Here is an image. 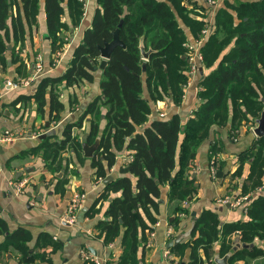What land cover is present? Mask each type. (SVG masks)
<instances>
[{
	"label": "trees",
	"instance_id": "16d2710c",
	"mask_svg": "<svg viewBox=\"0 0 264 264\" xmlns=\"http://www.w3.org/2000/svg\"><path fill=\"white\" fill-rule=\"evenodd\" d=\"M183 1L97 0L99 7L91 26L73 47L64 74L42 76L35 82L32 97L37 112L43 113L47 107L48 119L58 121L64 109L59 98L62 86L90 84L95 72H101L100 93L86 104L76 120L65 123L62 137L47 134L26 153L39 155L53 171L67 167L68 160L62 156L67 149H72L80 160L85 156L82 138L72 131L89 117L85 143L91 145L96 141V148L88 158L94 175L102 178V191L91 208L98 211L100 204L107 202L103 218L95 223L96 236L104 245L118 240L121 249L118 259L108 258L107 264H137L136 253L146 239L145 230H151L156 221L161 186L168 185L170 197L177 201L192 198L194 181L185 177V169L213 127L228 126L227 136L236 138L241 127H255L264 109V0H222L214 14L212 32L201 48L203 66L214 67L199 81L196 107L184 122L177 114L148 119L150 105L143 96L144 89L153 101L164 95H170L175 104L182 99L186 79V64L181 57L183 26L192 35L202 27V22L191 16L194 11L185 9ZM39 3L40 0H0V63L6 64L5 51L10 50L21 77L28 76L27 66L14 57V52L24 41L26 25L37 23ZM66 5L73 28L83 12L79 0H44L47 36L53 53L65 43L59 35L67 28L61 20ZM115 29L124 46H115L101 69L99 47L112 40ZM141 48L149 51L146 59ZM76 102L74 93L68 96L69 107L73 109ZM101 118L105 120L103 128ZM218 142L213 137L210 156L217 152ZM119 152L131 159L122 160L117 174L112 176L109 171ZM245 162L248 171L243 176ZM108 175L111 179L104 182ZM232 176L242 177L241 195L262 186L264 136L257 137L246 148ZM97 203L98 208H94ZM244 214L246 220L221 223L216 212L202 209L192 221L189 240L168 249L180 259L187 252L182 264H216L215 258L224 256L226 264H247L264 254L253 245L254 241L264 240V194L252 197ZM5 232V243L20 254L19 264H30L35 257L47 260L44 252L34 253L33 247H29L32 236L27 230L9 232L0 218V233ZM237 232L241 244L234 248L230 236ZM48 241V235L41 234L35 247Z\"/></svg>",
	"mask_w": 264,
	"mask_h": 264
},
{
	"label": "crops",
	"instance_id": "0c3cea01",
	"mask_svg": "<svg viewBox=\"0 0 264 264\" xmlns=\"http://www.w3.org/2000/svg\"><path fill=\"white\" fill-rule=\"evenodd\" d=\"M219 2L221 4L222 0ZM98 7L97 0H89L87 10L82 12L78 24L73 28H70L71 20L67 8L64 7L62 16L65 18L67 28L63 29L59 36L65 42L71 41V44L65 57L54 64L52 61L55 59V53L51 50V40L47 36L44 0H40L37 23L26 25L24 41L16 48L14 57L17 56L26 64L28 75L41 69L42 76H61L68 66L73 47L79 42L82 32L91 26L93 14ZM202 14L204 13L195 11L193 13L197 16L196 19L202 18ZM210 19L213 21L214 15H211ZM183 30L185 41L192 40L198 35V32L192 35L184 26ZM5 58L7 59L6 64L0 63V218L6 222L9 232L18 228L27 230L32 236L28 243L29 247H33L34 253L44 252L47 257V260L35 257L30 264H90L83 259L81 254L85 248L97 258L104 260L101 264H107L108 258L117 260L121 253L118 240L104 245L96 236L95 223L103 218L102 213L107 202L103 201L98 211H93L91 208L102 191V182H97V177L94 175L95 169L91 167L90 159L81 156L79 160L72 149H67L62 153V156L68 160L67 167L63 165L62 169L53 171L52 168L47 167L42 157L26 153L39 143L42 138L40 136L43 134L44 136L52 134L56 138L62 137L65 123L76 120L86 104L100 93L101 72H95L94 80L90 84H81L74 88L62 86L59 98L64 104V109L58 121H51L48 119L47 107L43 113L37 112L36 103L32 97L35 82L39 77L30 86L6 85L7 80L17 81L21 76L18 75L16 69L18 62L12 60L8 49L5 51ZM39 63L40 67H37L36 64ZM213 67L214 65L206 68L202 65L199 73L184 89L183 97L178 104L173 102L170 95H164L161 99L153 101L149 99L144 89L143 96L150 105L148 119H159L160 112L165 114V118L177 114L182 122L188 119L198 103L199 81ZM73 93L77 102L72 109L68 104V96H72ZM88 119L89 117L86 116L80 127L73 128L72 133L77 138L81 139L88 133ZM104 124L105 120L101 118L100 128H103ZM227 127H213L208 137L198 145L194 158L188 162L184 175L193 178L194 181L195 193L191 199L177 201L170 197L168 185L160 187L161 195L158 201L156 221L151 225L152 229L145 230L144 233L146 239L149 240V245L145 246L141 242L138 246L137 264H168V260L163 256V247L167 242L165 235L167 227H173L174 235L186 232L202 209L216 212L221 223L246 220L247 216L240 207L220 205L216 200L224 195H235L241 192L242 177H233L232 174L240 163V156L257 136L253 132L254 127L243 126L233 139L227 136ZM4 130L11 132L14 135L13 139L3 140L1 136ZM213 137L219 141L217 145L218 167L214 177L209 172V146L212 144ZM125 157V152L117 154L115 164L110 168L109 174L112 176L117 174V166ZM177 169L178 166L174 173ZM247 171L248 163L245 162L242 175L244 176ZM10 178L14 180L27 178L28 184L24 195L14 194L7 183ZM262 186H264V180ZM72 191L85 192L86 197L75 223L70 225L62 222L60 217L66 209ZM260 194H264V190ZM96 207L98 208V203L94 208ZM151 231H154V236L150 235ZM6 234V232L0 233V264H19L20 254L5 243ZM41 234H47L49 241L35 247L36 240ZM236 236L234 234L230 236L233 246ZM188 238L185 236L180 241L189 240ZM55 244L58 246L53 248ZM240 244L239 242L238 248ZM253 245L264 252V240L254 241ZM217 246L215 244L214 248L216 249ZM170 254L174 261L180 263L184 262L187 257V252L183 259L172 252ZM236 264H243V262L238 261ZM247 264H264V254L250 259Z\"/></svg>",
	"mask_w": 264,
	"mask_h": 264
},
{
	"label": "built area",
	"instance_id": "2783aa9c",
	"mask_svg": "<svg viewBox=\"0 0 264 264\" xmlns=\"http://www.w3.org/2000/svg\"><path fill=\"white\" fill-rule=\"evenodd\" d=\"M82 4V9L83 12L87 10V5L89 0H79ZM220 2L219 0H185L184 1V6L188 10H193V11H203L204 15L207 14V17L204 18H199L197 20L201 21L203 23L201 29L198 32V35L196 38L189 40V41H184L183 46H184V53L181 56L185 60L186 64V70H185V75L186 79L185 82L182 84V90L184 89L191 83L193 77L199 73V70L201 69L203 65V54L201 52V48L206 41L207 37L211 34L212 29H213V21L210 19L211 15H214L216 10L220 7ZM199 11V12H201ZM209 11V12H208ZM191 16L197 18V16L191 14ZM62 20L64 21L65 18L62 16ZM71 44V41H66L63 46L58 49L55 54L58 55V57L55 59L54 64L57 63L59 60L61 61L65 54L67 53L69 46ZM37 67H40V63L36 64ZM43 75V71L41 69H38L34 72H32L30 75L27 77H21L17 81H11L7 80L6 85H10L13 87H16L18 85H23V86H30L36 80L38 77ZM61 96V94L59 95ZM183 97V93H182ZM159 118H165V114L163 112H160L158 114ZM1 138L6 141H10L13 139L14 135L7 131L4 130L2 132ZM235 139V138H233ZM131 159V156H126L124 158V161H128ZM218 159H219V154L217 152L212 153L210 156V161H209V172L212 177L216 176L217 173V167H218ZM97 182H102V178L98 177ZM8 185L10 186L11 190L14 192L15 195H24L25 194V187L27 186V178H20V179H9L7 181ZM264 186H260L256 188L253 192L250 194H245L241 195L235 194V195H224L222 197H219L216 202L220 205H227V206H232V207H240L243 212L246 211V204L252 199L253 194H260L263 192ZM86 197L85 192H80V191H72L71 195L68 200V204L66 206V209L63 213V215L60 217V220L64 223H68L70 225H73L76 221L77 214L83 207V203ZM186 203V202H184ZM154 231L150 232V235L154 236ZM237 233H234V235H237ZM165 235L167 237V242L171 240L175 235H174V229L172 226H168L165 232ZM174 235V236H173ZM173 236V237H172ZM237 236L235 237V244L234 247H238L237 244H239L238 241H236ZM166 242V243H167ZM145 246L149 245V240H145L143 242ZM83 259L90 264H101L104 263V260H101L91 254L86 248L81 251ZM163 256L168 260V264H182L178 261H174L168 248L163 247ZM108 260V259H107ZM115 264V263H114Z\"/></svg>",
	"mask_w": 264,
	"mask_h": 264
},
{
	"label": "water",
	"instance_id": "95a60500",
	"mask_svg": "<svg viewBox=\"0 0 264 264\" xmlns=\"http://www.w3.org/2000/svg\"><path fill=\"white\" fill-rule=\"evenodd\" d=\"M117 45L124 46V44L122 43V41L118 37V29H115L113 31L112 40L110 42L104 43L103 46L99 47V52H100V57H101V60L99 63V68L102 69L106 65V60L109 58L112 49ZM141 54H142V57L144 59H146L148 54H149V51H144L143 48H141ZM253 132L257 137L264 136V109L261 113V116L256 120V125L253 128ZM40 137H44V134L41 135ZM82 147H83L84 155L86 157H89L96 148V141L93 144L88 145L85 143V138L83 137L82 138ZM110 179H111V176L108 175L104 179V182H107ZM190 227H189V229L186 230V232L175 235L171 240H169L166 243V247L169 248V247L173 246L174 244H176L177 242H179L183 237L188 236L189 232H190ZM236 241H237V238H236ZM237 246H239V244H237ZM234 248H236V247H234ZM214 261L216 264H226V256H224L222 258L216 257Z\"/></svg>",
	"mask_w": 264,
	"mask_h": 264
},
{
	"label": "rangeland",
	"instance_id": "374dc122",
	"mask_svg": "<svg viewBox=\"0 0 264 264\" xmlns=\"http://www.w3.org/2000/svg\"><path fill=\"white\" fill-rule=\"evenodd\" d=\"M183 3V5H184V1L182 2ZM222 3V2H221ZM65 8H67V5L65 6ZM68 9V8H67ZM199 11H201V9H199ZM199 11H196V12H199ZM209 12V11H208ZM200 13H203V11H201ZM202 16H204V18H206L207 17V14L206 15H204V14H202ZM202 25H203V23H201ZM66 39H67V37H66ZM63 41H65L64 39H63ZM55 59L58 57V55H56L55 54ZM65 57V56H64ZM63 57V58H64ZM55 59H53V61H52V63L55 61Z\"/></svg>",
	"mask_w": 264,
	"mask_h": 264
}]
</instances>
